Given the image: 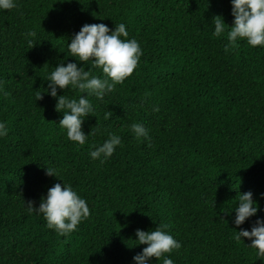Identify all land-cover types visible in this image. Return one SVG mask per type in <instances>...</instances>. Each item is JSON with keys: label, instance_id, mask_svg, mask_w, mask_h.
I'll use <instances>...</instances> for the list:
<instances>
[{"label": "trees", "instance_id": "1", "mask_svg": "<svg viewBox=\"0 0 264 264\" xmlns=\"http://www.w3.org/2000/svg\"><path fill=\"white\" fill-rule=\"evenodd\" d=\"M16 3L0 11V121L8 127L0 138V264H134L146 247L133 241L136 231L157 225L182 245L166 254L174 264H264L251 241L234 239L264 220V48L238 41L225 52L231 0ZM217 16L226 24L220 37ZM101 23L110 30L124 23L143 55L102 101L88 96L93 111L82 130L89 137L80 146L59 128L63 113L44 89L60 63L89 70L66 55L67 42L85 24ZM91 73L103 76L99 68ZM64 94L86 96L57 90ZM135 123L148 139L136 138ZM110 134L121 145L103 164L94 161L90 151ZM62 181L90 210L66 236L25 206L38 208ZM247 192L259 212L237 228L232 209Z\"/></svg>", "mask_w": 264, "mask_h": 264}, {"label": "clouds", "instance_id": "2", "mask_svg": "<svg viewBox=\"0 0 264 264\" xmlns=\"http://www.w3.org/2000/svg\"><path fill=\"white\" fill-rule=\"evenodd\" d=\"M17 7L16 0H0V11H8ZM233 25L228 26L226 33L227 44L225 52L230 47L237 45L238 41H245L251 48H264V0H231ZM213 35L220 37L225 34V22L217 16L213 19ZM29 37H35L34 31L27 33ZM129 32L126 25L120 23L115 25L114 30H110L105 24H85L80 31L71 37V42H67V56L75 60L90 65L89 70L78 67L77 63H60L54 67L46 81L47 89L44 92L56 99V111L63 113V118L59 122V128L66 134L68 141L84 145L89 135H85L82 124L85 117L93 111V105L88 96H95L97 100L114 91L117 84H121L130 77L137 68L141 56L143 55L139 42L129 39ZM31 45L32 40H28ZM99 68L102 77L92 75L91 68ZM78 89L81 93L78 99H69L65 94L57 95V90ZM42 98L41 94L38 99ZM37 99V100H38ZM131 130L136 138L148 139L147 129L135 123L131 125ZM8 135L7 123L0 121V138ZM122 143L120 136L110 134L108 139L102 144L94 146L90 151V157L101 164L106 162L114 154L116 148ZM59 174L58 169L47 167L46 175L55 176ZM236 205L232 210L235 212L234 224L237 228L245 223L250 217L257 216L259 204L253 199L251 192L237 195ZM26 209L42 215L46 221V227L54 230L61 236H66L76 231L79 224L90 215L87 202L72 188L71 185L61 183L55 184L48 189L47 195L41 197L39 207H35L33 202L27 203ZM223 211V210H222ZM166 225H157L154 230H137L136 239L133 241L139 245H146L142 252L133 257L134 264H149L151 258L157 261L162 260V264H174L168 255L173 250H179L182 245L174 237L165 231ZM234 239L241 241L247 239L251 241L249 248L255 250L258 260L264 261V220L257 219L251 231H234Z\"/></svg>", "mask_w": 264, "mask_h": 264}]
</instances>
